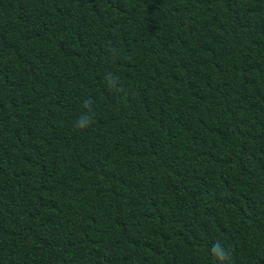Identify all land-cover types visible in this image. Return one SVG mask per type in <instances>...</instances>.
<instances>
[{"label": "trees", "instance_id": "obj_1", "mask_svg": "<svg viewBox=\"0 0 264 264\" xmlns=\"http://www.w3.org/2000/svg\"><path fill=\"white\" fill-rule=\"evenodd\" d=\"M216 241L264 264V0H0V264Z\"/></svg>", "mask_w": 264, "mask_h": 264}, {"label": "clouds", "instance_id": "obj_2", "mask_svg": "<svg viewBox=\"0 0 264 264\" xmlns=\"http://www.w3.org/2000/svg\"><path fill=\"white\" fill-rule=\"evenodd\" d=\"M118 78L109 76L108 81L114 85ZM84 107L87 111L82 112L81 115L75 121V127L78 129H84L91 125L93 122L94 112L91 110V101L85 102ZM211 254L215 258L217 264H231V251L227 249L222 241H216L211 249Z\"/></svg>", "mask_w": 264, "mask_h": 264}]
</instances>
